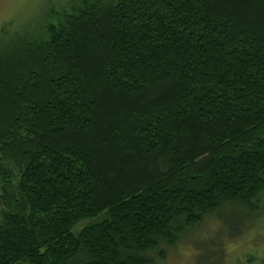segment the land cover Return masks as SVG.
<instances>
[{
	"label": "trees",
	"instance_id": "obj_1",
	"mask_svg": "<svg viewBox=\"0 0 264 264\" xmlns=\"http://www.w3.org/2000/svg\"><path fill=\"white\" fill-rule=\"evenodd\" d=\"M5 26L0 264H153L221 206L258 211L264 0H70Z\"/></svg>",
	"mask_w": 264,
	"mask_h": 264
},
{
	"label": "rangeland",
	"instance_id": "obj_2",
	"mask_svg": "<svg viewBox=\"0 0 264 264\" xmlns=\"http://www.w3.org/2000/svg\"><path fill=\"white\" fill-rule=\"evenodd\" d=\"M68 1L0 0V26L6 25L8 35L35 30L48 12L64 8ZM252 206L258 211L250 214L238 204L227 203L184 229L174 245H161L163 259L148 255L153 264H264V192ZM198 252L202 259L197 258Z\"/></svg>",
	"mask_w": 264,
	"mask_h": 264
}]
</instances>
